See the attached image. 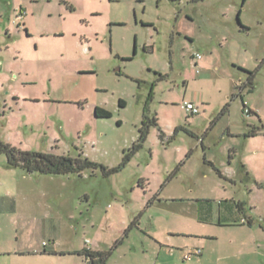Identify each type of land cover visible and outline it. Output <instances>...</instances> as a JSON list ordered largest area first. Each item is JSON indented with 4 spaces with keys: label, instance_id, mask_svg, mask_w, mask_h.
Instances as JSON below:
<instances>
[{
    "label": "rangeland",
    "instance_id": "374dc122",
    "mask_svg": "<svg viewBox=\"0 0 264 264\" xmlns=\"http://www.w3.org/2000/svg\"><path fill=\"white\" fill-rule=\"evenodd\" d=\"M144 114L157 124L108 176L0 154L1 250L87 239L103 264H264V0H0V140L112 167Z\"/></svg>",
    "mask_w": 264,
    "mask_h": 264
},
{
    "label": "trees",
    "instance_id": "16d2710c",
    "mask_svg": "<svg viewBox=\"0 0 264 264\" xmlns=\"http://www.w3.org/2000/svg\"><path fill=\"white\" fill-rule=\"evenodd\" d=\"M247 73V85H253V79L255 72L254 70H248L240 68ZM244 84V85H245ZM123 105V101H120ZM245 111V110H244ZM249 112H252L249 109ZM94 115L97 117H109L110 111L102 107L96 106L94 109ZM156 117H148L147 114L143 115L142 124L139 128L138 138L130 148L123 151L122 159L116 166L108 167L101 163L95 162L87 158L80 152L78 156L72 157L66 154H55L51 152H42L36 150H22L12 145L9 142L0 140V154H5L7 164L10 167H19L26 173H39L45 175H64L70 173L80 174L86 169L93 171L94 169H100L103 176H108L112 173L119 171L137 152L142 146V142L145 140L149 127L156 125ZM261 125L251 126L245 133L244 136H254L261 131ZM132 221L131 224H133ZM247 223H251V219H247ZM54 252V251H53ZM78 253L85 256L86 264H103L109 255L110 251L107 250H93L90 248H83Z\"/></svg>",
    "mask_w": 264,
    "mask_h": 264
},
{
    "label": "crops",
    "instance_id": "0c3cea01",
    "mask_svg": "<svg viewBox=\"0 0 264 264\" xmlns=\"http://www.w3.org/2000/svg\"><path fill=\"white\" fill-rule=\"evenodd\" d=\"M192 235H195L196 237V233ZM88 246L87 243H85V245L82 244L79 247H68L67 249H64L57 247L53 238L45 245H43V243L34 244L26 240L17 244L16 246H10L3 250L0 248V256L7 260V264H62L64 262L62 259L64 260L65 258L72 256L81 258L83 260L82 263L86 264L87 260L85 256L78 253V251L83 248H88ZM89 248L93 250H99L94 249L91 245ZM199 255H202V251ZM191 260L192 257L190 261ZM66 264H75V261L70 259L69 263Z\"/></svg>",
    "mask_w": 264,
    "mask_h": 264
},
{
    "label": "built area",
    "instance_id": "2783aa9c",
    "mask_svg": "<svg viewBox=\"0 0 264 264\" xmlns=\"http://www.w3.org/2000/svg\"><path fill=\"white\" fill-rule=\"evenodd\" d=\"M22 17H23V13H22V12H19V13L17 14V18H18V19H21ZM194 58H195V60H196V62H197V60L200 58V54H199V53H196V54L194 55ZM196 62H195V64H196ZM183 107H184L188 112H190V113H197V112H198V108L194 105L193 102H190V101L184 102ZM245 111H246V112H249V109H248V108H245ZM85 243L88 244L89 241L86 239ZM45 244H46V242H43V245H45ZM200 253H201V250H200V249H197V250L195 249L193 252L188 251V252L185 254V256H184V259L189 260V259H191V257H192L193 254H197V255H199Z\"/></svg>",
    "mask_w": 264,
    "mask_h": 264
}]
</instances>
